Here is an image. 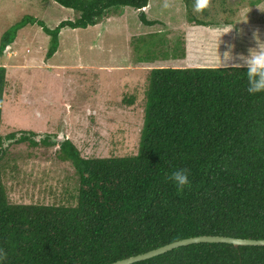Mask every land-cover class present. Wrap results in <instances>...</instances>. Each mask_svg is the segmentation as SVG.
<instances>
[{
	"label": "trees",
	"instance_id": "16d2710c",
	"mask_svg": "<svg viewBox=\"0 0 264 264\" xmlns=\"http://www.w3.org/2000/svg\"><path fill=\"white\" fill-rule=\"evenodd\" d=\"M52 1L79 17L52 30L25 16L2 35L0 59L28 25L38 24L51 37L46 54L51 60L62 29L89 30L113 12L139 11L152 2ZM147 15L139 14L144 26L158 23ZM128 28L126 35L140 31L134 23ZM181 41L176 47L170 41L171 54L137 59L153 67L144 71L149 77L138 154L128 157H82L70 139L54 140L55 135L40 142L30 131L3 135L8 71L0 67V248L8 256L2 264H111L199 236L264 240V93L247 91L246 67H161L174 63L172 56H185ZM124 96L123 104L136 103V96ZM14 143L59 147L57 156L75 168L77 194L70 198L75 205L12 202L4 173L10 161L18 162L8 154ZM185 169L191 187L179 193L168 177ZM134 264H264V246L199 243Z\"/></svg>",
	"mask_w": 264,
	"mask_h": 264
},
{
	"label": "rangeland",
	"instance_id": "374dc122",
	"mask_svg": "<svg viewBox=\"0 0 264 264\" xmlns=\"http://www.w3.org/2000/svg\"><path fill=\"white\" fill-rule=\"evenodd\" d=\"M150 1L151 5L144 12L149 20L160 22L154 28L141 23V11L123 8L117 16L104 19L91 30L62 29L59 50L51 60L46 57L51 37L42 27L37 24L22 28L0 59V66L9 72L2 134L30 131L38 135V142L54 135V140L70 139L82 157L137 155L149 77L147 72L127 71L138 58L171 54L172 51H166L170 41L176 47L174 39L183 36L187 25L190 26L189 19L194 17L218 24L214 26L216 30L233 28L221 37L223 54L229 45H235L234 56L247 55L248 48L255 46L252 33L256 29L264 38V27L258 20L264 23V12L258 5L251 4L258 0H213L212 10L203 15L193 11L194 0H172L170 9L163 7L164 0ZM260 6L264 7V0ZM25 16L42 21L52 30L63 21L79 17L75 9L64 8L52 0L46 3L43 0H0V40L5 31ZM124 18L130 20L123 28H116ZM245 20L247 22H243ZM133 21H137L140 31L126 35L130 31L127 26ZM174 31L171 39L170 33ZM157 32L161 34L146 37ZM217 46L214 42L209 48L213 50ZM199 59L202 58L199 56L191 65L202 67L204 58L201 62ZM152 67L144 70L150 71ZM161 67L173 68V65ZM124 95L136 96V103L123 104ZM10 144L9 156L18 157V162L10 161L11 168H6L4 173L12 202L75 205V201L70 200L77 194L75 168L72 162L62 161L57 156V145Z\"/></svg>",
	"mask_w": 264,
	"mask_h": 264
},
{
	"label": "clouds",
	"instance_id": "9594fccd",
	"mask_svg": "<svg viewBox=\"0 0 264 264\" xmlns=\"http://www.w3.org/2000/svg\"><path fill=\"white\" fill-rule=\"evenodd\" d=\"M163 7L165 9L172 8L173 7L172 0H164ZM212 7H213V0H194L193 11L197 14L203 15L206 12H210L212 10ZM257 8L260 9L262 12H264V7H261L260 5H258ZM145 9L146 7L139 10V12L144 11ZM116 15H118V13H114V15L112 16H116ZM243 22H247V20ZM213 26H217V25H213ZM232 31H233V28L224 27L222 29H217L214 35L219 40V44H220L221 37ZM252 40L255 46L248 48L247 55H244L243 53H241V54H237L236 56H234L233 50L235 48V45H229L228 51H225L223 54V59H221L220 54H219V59L221 61L220 67L222 68L231 67L234 69H240V68L246 67L247 68L246 74H247V80H248L247 91L252 95H256L258 93H264V39L261 38L259 29H256L253 31ZM183 59H185V57ZM236 61H239V62H236ZM0 67H3V66H0ZM216 67L218 66L198 67V66L186 65V64H182L178 62L176 65L173 66V69L216 68ZM64 140H61V141H64ZM168 179H170L176 185L177 191L179 193H183V191L186 188L191 187V181L189 179V175L186 169L174 171L173 173H171ZM7 258H8L7 252L3 248H0V264H2L3 261H6Z\"/></svg>",
	"mask_w": 264,
	"mask_h": 264
},
{
	"label": "crops",
	"instance_id": "0c3cea01",
	"mask_svg": "<svg viewBox=\"0 0 264 264\" xmlns=\"http://www.w3.org/2000/svg\"><path fill=\"white\" fill-rule=\"evenodd\" d=\"M133 15H136V12ZM130 18H124L121 20V22H122L121 25H123V26H121V25L116 26L114 24L113 25L116 26V28L118 27L119 29H121L124 27V25L126 23H128ZM258 20H259V24H262V26L264 27V23L261 21V19L259 18ZM188 22H190V21H188ZM132 23L139 26L137 21H133ZM179 23L180 22H178L176 28H174L175 30L178 29ZM159 24H160V22L157 23V25H159ZM96 26H94L93 28H95ZM148 27L154 28L155 25L148 26ZM91 29L92 28H90L89 30H91ZM156 31H158V30H156ZM214 31H216V30H213L212 26H192L191 24H190V26L187 25L186 29L184 30V32L182 34L183 36L180 37V39H177V38L174 39L176 41L182 40L178 44L182 43L181 45L183 47L182 49L185 50V56L183 54H182V56H180V55H178L176 57L172 56V62H174V63H172V65H176L178 62H180L182 64H186V65H191V64L194 65L200 56L202 59L204 58L201 65H203V66H220L221 61L219 59V54L221 56V59H223V41L221 39V42L219 44V40H217V37L214 35V33H215ZM159 32H157V33H159ZM170 34H169L170 38L171 39L174 38L173 35H175V31L171 32ZM261 38L264 39L263 37H261ZM214 42L218 46L215 47L213 50H210L209 47ZM224 42L227 45L228 42H226V41H224ZM218 51H219V53H218ZM183 57H185V59H183ZM202 59H199V61L201 62ZM144 65H146V64H143L142 60H140L139 63H135L127 71L144 72V71H146V70H144L145 69ZM125 68H127V67H125ZM125 68H123L124 71H125Z\"/></svg>",
	"mask_w": 264,
	"mask_h": 264
},
{
	"label": "water",
	"instance_id": "95a60500",
	"mask_svg": "<svg viewBox=\"0 0 264 264\" xmlns=\"http://www.w3.org/2000/svg\"><path fill=\"white\" fill-rule=\"evenodd\" d=\"M199 243H225L231 244L236 247L239 246H264V240H252V239H239V238H231L224 236H199L188 238L180 241H176L165 246H162L158 249L149 251L144 254H140L131 258H127L124 260H120L111 264H134L139 261L147 260L153 258L155 256L167 253L169 251L175 250L179 247L189 246L193 244Z\"/></svg>",
	"mask_w": 264,
	"mask_h": 264
}]
</instances>
